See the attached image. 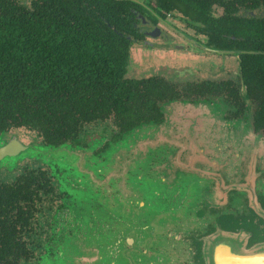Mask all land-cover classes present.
<instances>
[{"label": "trees", "instance_id": "16d2710c", "mask_svg": "<svg viewBox=\"0 0 264 264\" xmlns=\"http://www.w3.org/2000/svg\"><path fill=\"white\" fill-rule=\"evenodd\" d=\"M145 1L163 18L179 12L200 22L210 44L264 51V17L236 15L264 7V0ZM215 4L226 9L219 19L211 15ZM138 13L147 12L128 1L0 0V135L26 128L53 145L113 111L122 128L130 129L153 119L158 102L178 97L163 80L125 76L132 40L140 35ZM241 61L249 94H261L264 115V56ZM262 113L258 119L264 122ZM33 175L0 185V264H14L27 253L17 233L31 227L40 200Z\"/></svg>", "mask_w": 264, "mask_h": 264}, {"label": "flooded vegetation", "instance_id": "af4514ba", "mask_svg": "<svg viewBox=\"0 0 264 264\" xmlns=\"http://www.w3.org/2000/svg\"><path fill=\"white\" fill-rule=\"evenodd\" d=\"M18 1L21 2V0ZM136 1L146 5V8H144L134 2L146 10L147 13L137 14L138 22L135 26L140 35L138 39L133 38L132 40L128 64L131 49L137 45H143L148 49L165 48L189 52L203 51L217 56L236 58L237 67L235 71H237V78L228 77L223 80L207 79L178 83L166 79L160 74L128 78L129 68L128 70L126 68V78L136 80L157 78L163 80L173 85L179 96L169 97L158 102V114H154L153 119L140 122L130 129L122 128L113 111L105 121L85 124L82 129H78L77 134L72 138L60 140L59 143L53 145L46 143L38 132L29 130L41 137L42 144L38 146H52L55 148L60 145L66 146L69 151L67 157L72 156L73 162L70 164L72 166L70 170L61 172L60 169L55 170L39 159L29 158L22 161L23 167L16 176L12 177L11 181L7 182L5 176L0 177V185H15L23 175L35 171V175H33L35 183L32 189L40 198L35 203L36 212L31 227H28L27 230L23 229L22 233L21 231L17 233L19 242L25 243L27 253L24 258L20 257L19 261L14 264H41L45 258L52 260L56 258L57 264H114L115 259L125 253L129 264H204L203 257L200 255V240L206 233L217 227L229 230L248 229L253 233V239L250 243L264 239V219L257 216L247 206L243 194L233 193L226 201L219 198L214 199L212 195L210 196L214 182H210L208 185L207 195L200 193L195 199H192L190 198L191 192L186 193V191H183L182 194L174 192L170 196L171 206L169 211L163 209L164 212L151 214L153 202L150 201L146 203L145 211L147 213L142 214L136 210L135 205H138L135 202L136 195L129 189L130 177L128 175L133 173L135 168L128 171L123 180H108L106 185L100 186L97 181L96 184L90 181L92 177L82 168L80 169V167L74 165L76 154L79 155L86 150L93 152L87 158V161L90 162L93 158H96V164L103 160L107 162L104 159V154L110 146L113 148V145L121 140L123 135L143 124L164 123L166 114L163 113V110L166 105L173 101L190 103L208 101L216 103L221 106L226 119L241 121L249 126L256 135L264 137V122L258 119V116L262 113L261 109H263L262 97L259 92H256L255 95L249 94V88L245 84L242 74L241 61L242 56H264V51L238 49L237 47L224 48L215 45V43L210 44V38L201 32L202 24L200 22L193 21L179 12H173L163 18L145 0ZM29 3L30 0L24 5ZM225 12L226 9L221 5L215 4L212 6L211 15L215 19L223 17ZM236 12V15L240 17H264L263 6L252 11L239 9ZM172 14L179 15L182 23H169L171 21L168 18ZM212 35L214 36V33ZM173 37L179 38L182 45H172ZM150 40L163 41V46H157L156 43ZM202 46L216 51H208ZM214 68L213 66L209 68L210 70L205 69V71H212L214 74L223 72ZM207 83L210 85L209 88L204 94L199 95L200 88ZM262 116L264 117L263 113ZM20 129L23 130V128ZM13 130L17 129H10L3 133L8 134ZM88 134H101L104 137L87 143L85 137ZM16 136L21 141L20 136ZM169 154L171 153L168 148L149 152L150 160H146L145 163L142 162L137 168L146 165V180L161 179L164 185H168V188H174L183 178L177 175L172 176L168 172H166V176H163L160 171L162 170L160 168L166 166L167 161H169ZM91 163L89 164L90 167L94 166L92 161ZM2 169L6 171V167ZM145 170L143 173H145ZM12 171L14 172V169L6 172L12 173ZM95 171L97 172V169ZM98 172L103 171L99 170ZM40 180L42 181L39 182ZM170 183L174 184L170 185ZM46 184L48 185L47 188H41ZM82 184L88 185V192H81ZM256 189L259 201L264 207V182H259ZM71 191L78 195L80 193L87 194V197L84 196V199L79 202L78 196L74 197ZM156 196H160L159 193ZM162 197L164 198V195ZM129 201H132L131 205ZM83 204V207L86 208L85 212L83 207L81 208ZM88 205L91 210L87 207ZM104 209L108 212L107 215H102L101 211ZM118 211L125 212L131 221L130 224L123 225L122 233L118 231L117 227L118 222H124V216H120L121 219L119 220L117 217L113 218L111 216L118 213ZM38 217H43V220L41 218L38 220ZM80 219L83 222H80ZM81 225L87 227V229H84ZM74 227H81L85 233L92 232L93 236H88L80 229L74 231ZM167 238L170 240H166ZM68 246L74 248L67 250L69 249Z\"/></svg>", "mask_w": 264, "mask_h": 264}, {"label": "water", "instance_id": "95a60500", "mask_svg": "<svg viewBox=\"0 0 264 264\" xmlns=\"http://www.w3.org/2000/svg\"><path fill=\"white\" fill-rule=\"evenodd\" d=\"M116 1H133L146 8L145 4L136 0ZM202 47L208 51H216ZM189 107L196 108L197 112H204L201 109H207L209 114L205 111L206 114L204 113L205 116L201 121L197 114L193 118H177L180 122L179 127L181 121L185 120V126H188V121V128H192L183 136V143H178L170 137V134L159 131L161 128L172 126L171 120L176 119L175 113H182L190 109ZM163 113L166 114L164 123L138 126L123 135L113 148L110 146L104 154V159L107 160L103 166L104 170L115 166L114 156L121 151H130L131 145L137 138L140 139L141 150L130 159L127 172L137 168L145 159L150 160L149 152L171 148L169 161L166 166L160 168L162 170L159 169L163 176L167 175L166 172L172 176L190 174L214 182L210 191V196L212 195L214 199L226 201L233 193L243 194L247 206L264 219V207L259 201L256 189L259 182H264V137L256 135L241 121L226 119L221 107L208 101L196 103L173 101L166 105ZM197 120L199 123L195 124ZM195 129L200 130L193 133ZM31 150L37 151L36 156L31 158H37L45 163L49 161L55 170L57 169L56 161L59 160L55 154L62 151L69 153L67 147L62 145L56 148L28 146L16 135L3 133L0 136V163L9 158L13 160L18 155ZM200 159L202 160L194 165V162ZM205 160L207 161L205 166L198 167V164ZM136 162L138 163L135 164ZM173 184L170 183V185ZM252 239L253 233L248 229L229 230L217 227L201 238L200 255L203 257L204 264H264V239L250 243Z\"/></svg>", "mask_w": 264, "mask_h": 264}, {"label": "rangeland", "instance_id": "374dc122", "mask_svg": "<svg viewBox=\"0 0 264 264\" xmlns=\"http://www.w3.org/2000/svg\"><path fill=\"white\" fill-rule=\"evenodd\" d=\"M28 1L29 0H21V2H23L24 4H27ZM168 19L169 21H171L169 23H173V24L174 23L179 24L178 22H181V20L179 19V15L177 14H172L171 16H169ZM150 41L156 43L157 46H163L162 44L163 41H160V40H154V41L150 40ZM171 44L172 45H175V44L182 45V42L179 38L173 37ZM213 66L215 67L214 69H218L223 72L214 74L212 71H207V70H210L209 68ZM236 67H237V60L234 57L217 56V55L209 54L203 51L189 52V51H183V50H178V49L169 50L165 48L148 49L147 47H144L143 45H137V46H133L131 49L127 70L129 68L128 78H140V77H145L149 75L160 74L166 79L172 80L174 82L185 83L187 81L196 82V81H203L207 79L223 80L228 77L237 78V71H235ZM205 69L207 70L205 71ZM210 103L214 105L216 104L213 102H210ZM195 109L196 108H190V109H186L182 113H175L174 117H176V119L171 120L173 123L172 126H168L167 128L166 127L161 128L159 131L163 132L164 134H170V137H173L172 139H175L178 143H183V136L186 133H188V130H191L192 128L191 129L188 128L189 123L187 120H186L187 125H188L187 127L184 124L185 120L181 121L182 123H181V126L179 127L180 122L178 121L177 118H184V119H187L189 117L193 118V116L197 114L199 116V120L201 121V119L206 114L205 111L209 114V111H207V109L206 110L201 109V111H204V112H197ZM199 120H197L196 123L194 121V123L195 124L199 123ZM199 130L195 129L192 132L196 133ZM14 133L20 136L19 138L21 139V142L24 143L25 145L38 146L42 144L41 137L35 132H31L26 129H23V130L17 129L15 131L13 130V132L11 133H8V135H15ZM101 137H104V136L101 134H94V135L88 134L85 137V140L87 143H90L92 140H99L97 138H101ZM139 140L140 139L137 138L134 141V143L131 145L130 151L118 152L114 156V159H113L115 161L114 162L115 166H112L111 168L107 167V170H104L103 168V166L106 164V161L103 160L100 163L97 162L98 164H96L95 163L97 161L96 158H93L91 160L94 163V166L90 167L89 164H92V163L91 161L90 162L87 161V158H89V156H91L93 152L89 150H86L85 152H82L79 155L76 154L74 165L77 167H80V169L82 168L83 171H85L92 177L90 181H93L94 183L97 181V184L100 186L106 185L108 180H113V181L116 179L123 180L124 179L123 177L127 174V165L129 164L130 159L134 158L141 150L140 148L141 145H140ZM150 141H153V140H150ZM168 149H170V153H171V148H168ZM36 154H37L36 150H34V152L33 150H31L27 153L25 152L21 155H18V157L14 158L13 160L9 158L7 160L2 161L0 163V177L5 176V180L7 182L11 181L12 177L16 176L19 170L21 169V167H23L22 161L25 159L34 157L36 156ZM67 154L68 153H66L65 151L55 154L56 156H58V159H59L56 161L57 169H60L61 172L65 170H70L72 168L70 164L71 162H73V158L72 156L67 157ZM181 157H183V155H181ZM201 160L202 159L194 162V165H196ZM145 162H146V159L144 163ZM206 162L207 161L205 160L204 162L198 164V167L205 166L204 164ZM137 163L138 162H136L135 164ZM46 164H48L49 166H53V164H51L49 161L46 162ZM4 167H6V171L14 169V172L13 171L12 173L6 172L5 170L2 169ZM94 168L97 169V172L95 171ZM145 169H146V165L142 168H135L134 172L128 175L130 177L129 189L136 195L135 202H137L138 205L136 204L135 208H137L136 210L139 211L138 213L146 214L147 213V211H145L146 203H149L150 201L153 202L152 204L153 209H152L151 214L155 212L157 213L164 212L163 209H165L166 211H169V208L171 206L170 196L174 192H178L180 194H182L183 191H186V193L191 192L190 198L192 199H195V197L199 195L200 193L204 195L208 194L207 187L210 184V181L206 179H201L196 175L182 174L180 177H182L183 180L181 181L179 180L180 183H177L178 185H176L174 188H171V187L168 188V185H164V182L161 179H154L151 181L146 180L147 178H146ZM99 170H102L103 172H98ZM144 170H145V173H143ZM101 176L103 177L100 178ZM87 186L88 185L82 184L81 192H88L89 189ZM71 193H73L74 197L78 196L79 202H81L84 199L83 198L84 196L87 197V194L84 195L80 192H79L80 193L79 195L76 194L74 191H71ZM157 193H159L160 196H156ZM163 195H164V198L162 197ZM84 204L81 205V208L84 206ZM129 204L131 205L132 201H129ZM87 207L90 209L89 205ZM83 210L85 212L86 208L83 207ZM101 212H102V215L108 214L106 209L102 210ZM122 215L125 218L124 222H121V221L118 222V227H117L120 233L123 232L122 227L124 224L131 223L130 217L125 212H121V211H118V213H114L111 215L113 218L117 217L118 220L121 219L120 216ZM40 218L41 217H38L37 219L39 220ZM41 219L43 220V217ZM105 221H106V217H105ZM80 222H83V221L80 219ZM81 227H83V225H81ZM81 227H74V231L80 229L83 233H85V231L81 229ZM83 228L87 229V227H83ZM85 234H87L90 237L91 235L93 236L92 232L85 233ZM163 240L165 239L163 238ZM166 240H170V239L167 238ZM68 248L69 249L67 250H70L74 247L68 246ZM138 250H140V248H138ZM41 264H57L56 258L54 260L50 258H46L44 259V261L41 262ZM114 264H129V262L127 261L126 253L123 256L120 255L118 258H116Z\"/></svg>", "mask_w": 264, "mask_h": 264}]
</instances>
